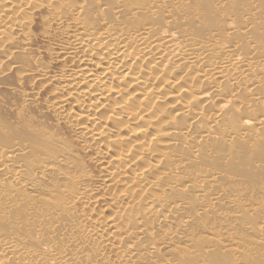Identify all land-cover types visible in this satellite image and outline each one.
<instances>
[{
  "label": "bare ground",
  "instance_id": "6f19581e",
  "mask_svg": "<svg viewBox=\"0 0 264 264\" xmlns=\"http://www.w3.org/2000/svg\"><path fill=\"white\" fill-rule=\"evenodd\" d=\"M0 264H264V0H0Z\"/></svg>",
  "mask_w": 264,
  "mask_h": 264
}]
</instances>
